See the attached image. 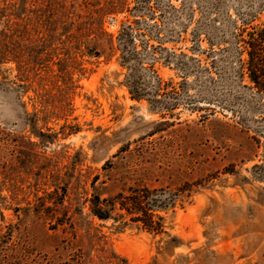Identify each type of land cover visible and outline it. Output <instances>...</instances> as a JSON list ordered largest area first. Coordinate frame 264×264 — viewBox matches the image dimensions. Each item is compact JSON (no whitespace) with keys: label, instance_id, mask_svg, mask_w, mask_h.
<instances>
[{"label":"rangeland","instance_id":"1","mask_svg":"<svg viewBox=\"0 0 264 264\" xmlns=\"http://www.w3.org/2000/svg\"><path fill=\"white\" fill-rule=\"evenodd\" d=\"M135 2L88 42L99 58L74 53L66 87L0 65V264H264V95L244 45L264 0ZM144 190L157 234L90 215Z\"/></svg>","mask_w":264,"mask_h":264},{"label":"trees","instance_id":"2","mask_svg":"<svg viewBox=\"0 0 264 264\" xmlns=\"http://www.w3.org/2000/svg\"><path fill=\"white\" fill-rule=\"evenodd\" d=\"M6 3L8 5L0 8V65L14 64L18 76L27 77L32 73L33 78L39 76L49 82L59 79L64 87L71 80L68 68L73 64L74 53L83 49L87 55L99 58V54H91L88 42L105 36L111 38L104 32L103 21L122 13L125 7V0H103V4L85 15L74 16V0H8ZM135 4L145 6L146 0H136ZM143 6L137 7L140 10ZM131 32L130 26H122L117 38L120 52V45L130 42ZM33 36L35 39L31 41ZM244 45L249 82L264 95V26L249 34ZM34 67H38L39 72L32 70ZM131 85L135 87L134 80ZM134 91L130 92L133 100L143 99L141 92ZM148 195L144 190L126 197L118 195L110 201L94 197L89 200L90 215L100 222L116 223L111 214L117 210L120 219L127 218L130 223L141 224L143 229L157 234L153 219L162 204L149 200Z\"/></svg>","mask_w":264,"mask_h":264}]
</instances>
